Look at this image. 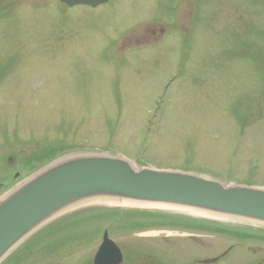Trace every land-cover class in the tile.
<instances>
[{
    "label": "rangeland",
    "instance_id": "rangeland-1",
    "mask_svg": "<svg viewBox=\"0 0 264 264\" xmlns=\"http://www.w3.org/2000/svg\"><path fill=\"white\" fill-rule=\"evenodd\" d=\"M132 1L0 0V197L65 151L264 187V0ZM145 15L164 33L137 27ZM124 31L141 40L122 47ZM66 213L0 264H81L104 230L134 259L144 245L181 264L264 255L240 235L264 232L252 219L98 200Z\"/></svg>",
    "mask_w": 264,
    "mask_h": 264
},
{
    "label": "water",
    "instance_id": "water-1",
    "mask_svg": "<svg viewBox=\"0 0 264 264\" xmlns=\"http://www.w3.org/2000/svg\"><path fill=\"white\" fill-rule=\"evenodd\" d=\"M61 1L73 6L106 0ZM21 180L0 197V261L41 226L95 200L152 203L264 222V187L227 184L182 170L135 168L118 156L65 151ZM121 261L120 248L105 230L93 264Z\"/></svg>",
    "mask_w": 264,
    "mask_h": 264
},
{
    "label": "flooded vegetation",
    "instance_id": "flooded-vegetation-1",
    "mask_svg": "<svg viewBox=\"0 0 264 264\" xmlns=\"http://www.w3.org/2000/svg\"><path fill=\"white\" fill-rule=\"evenodd\" d=\"M59 2L62 3L63 5H65L66 7L84 6V7H87L86 9H88L89 11H93V10H99V9H106V7H108V6L115 7V5L126 4L127 0H106L104 2H101V3L97 4V5L77 4V5H74V6H68L66 3L62 2L61 0H59ZM134 2H135V0L132 1V4H134ZM145 16H141V17H136L135 16L133 18V20L137 21L136 22L137 27L143 26L142 28L144 29L145 33H148V36L150 38L157 37V35H159V33L160 34L164 33V31H165L164 28H161L158 25H156L157 23H153L152 27L148 26L147 25L148 23L155 22L156 19H154L153 16H146V17ZM155 18L159 19V17H155ZM134 27L135 26H133L132 29H131L132 32H133V29L136 28V27L135 28ZM121 34H122L121 38H123V39H120L119 40L120 42L118 44H123L122 47H125L126 45H131L133 42L136 43L137 41L141 40V35L139 33H135V35L133 37H132L133 34H131V36L130 35L126 36L127 34H130V33H127V31H124ZM128 37L130 38V40H129ZM113 49L118 50L117 48H113ZM121 50H123V49H121ZM45 226L46 225L41 226L39 229L34 231L35 233L33 232L34 234L33 233L32 234L35 235L41 228H43ZM170 230H172V228ZM252 232H254V233H252ZM240 235L243 236V237L253 236L254 240H259V241H261L260 239H262V237L264 238V232L257 231V230H254V231L246 230V231L242 232V234H240ZM34 248L35 247L31 248L30 250H34ZM151 248L146 246V245L142 246L141 249H142L144 254L135 257V259H134V257H127V256H125L122 253V261L119 264H176L175 262H177V261L174 258L173 259H174L175 262H171V260H170L171 258H169V261H168L165 258H163L162 256H159V254H158L159 252L157 251V249L154 250V251H151ZM96 250L97 249L93 250L91 255H89L86 260L82 261L81 264H93V258H94V254H95ZM153 252L157 253L158 255H152L151 253H153ZM225 252L226 251H224L220 256H218L216 258H213V259H206V258H202V257H199V258L198 257H193V258L190 259L192 261L189 262V263L190 264H211V263L219 261V259L224 256ZM257 257H258L257 262H253L252 264H264V255L262 257H259V256H257ZM45 261H46V258H45ZM43 262L44 261H39V263L36 262L34 264H40V263H43ZM177 264H181V263L177 262Z\"/></svg>",
    "mask_w": 264,
    "mask_h": 264
},
{
    "label": "bare ground",
    "instance_id": "bare-ground-1",
    "mask_svg": "<svg viewBox=\"0 0 264 264\" xmlns=\"http://www.w3.org/2000/svg\"><path fill=\"white\" fill-rule=\"evenodd\" d=\"M107 202L109 203H117V204H124V205H137V206H145V205H150V206H161V207H165L167 205H159V204H152V203H139V202H131V201H121V202H118V201H115V200H109V199H106ZM189 211V210H188ZM191 211V210H190ZM194 213H198V214H204L206 216H221L219 214H214V213H211V212H204V211H201V210H194Z\"/></svg>",
    "mask_w": 264,
    "mask_h": 264
}]
</instances>
